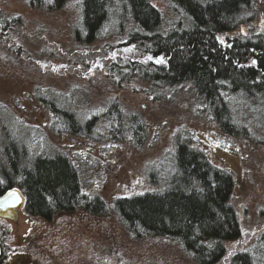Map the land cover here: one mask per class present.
<instances>
[{
    "label": "trees",
    "instance_id": "16d2710c",
    "mask_svg": "<svg viewBox=\"0 0 264 264\" xmlns=\"http://www.w3.org/2000/svg\"><path fill=\"white\" fill-rule=\"evenodd\" d=\"M25 1L52 11L67 0ZM166 1L179 16L170 27L148 0H80L79 19L69 27L76 49L69 62L85 67L92 55L107 56L114 50L115 55L105 61L122 81L138 79L154 93L187 84L224 133L244 138H252L254 131L264 134V34L246 37L239 32L242 23L252 20L251 0ZM12 17L0 15V28L21 23V16ZM114 23L123 38L115 44H97ZM237 29L236 35L229 34ZM43 40L38 55L60 59L64 50L57 55L52 43ZM159 56L163 59L158 63ZM39 99L47 102L54 130L84 136L95 131L98 116L85 117L67 104L72 98L52 93ZM100 116L111 135L125 132L136 143L146 137L143 117L125 112L116 100L105 103ZM15 143L8 139L0 151V194L17 185L25 195L28 214L50 218L75 208L96 215L112 213L131 238L173 240L194 264L218 263L225 253L224 242L240 235L239 216L230 203L232 175L192 145L186 128L174 134L172 148L162 158L170 164L149 167L147 178L154 189L114 198L110 205L81 192L76 169L60 151L29 156L28 149ZM253 247L234 253L229 264H264V237Z\"/></svg>",
    "mask_w": 264,
    "mask_h": 264
},
{
    "label": "rangeland",
    "instance_id": "374dc122",
    "mask_svg": "<svg viewBox=\"0 0 264 264\" xmlns=\"http://www.w3.org/2000/svg\"><path fill=\"white\" fill-rule=\"evenodd\" d=\"M148 1L168 27L176 22L179 16L166 0ZM79 2L67 0L47 11L25 0H0V15L8 20L22 18L18 25L0 28V151L8 139H14L17 148L28 149L29 156L60 151L76 169L81 192L110 205L114 198L154 189L147 178L149 167L170 164L162 158L172 148L174 134L186 128L192 145L233 178L230 203L239 216L241 235L224 242L225 253L216 263L229 264L234 253L248 250L260 235L264 237V134L254 131L252 138H244L224 133L201 109L187 84L154 93L138 79L122 81L105 61L115 55L114 50L107 56L92 55L88 66L74 67L69 62L76 53L69 27L79 19ZM251 2L252 20L244 28L247 33L241 34L246 37L264 34V0ZM220 35L223 40L225 33ZM123 36L114 23L97 44H115ZM43 38L52 43L55 54L64 50L60 59L38 55ZM52 93L72 98L67 104L85 117L97 115L95 131L84 136L54 130L47 102L39 99ZM111 99L125 112L143 117L147 131L141 142L131 141L125 132L116 137L106 128L100 112ZM0 264L194 263L173 240L131 238L112 213L96 215L75 208L45 218L21 208L15 220L0 216Z\"/></svg>",
    "mask_w": 264,
    "mask_h": 264
},
{
    "label": "water",
    "instance_id": "95a60500",
    "mask_svg": "<svg viewBox=\"0 0 264 264\" xmlns=\"http://www.w3.org/2000/svg\"><path fill=\"white\" fill-rule=\"evenodd\" d=\"M160 58V56H159ZM16 194V196H20L18 197V203L15 204V206L11 209H8L7 211H1L0 210V216H4V217H9V218H16L17 214H18V209L20 207L21 204H23V198L22 196L19 194V192L15 189H11L8 190L2 197H0V201H3L5 198L10 197V194Z\"/></svg>",
    "mask_w": 264,
    "mask_h": 264
},
{
    "label": "bare ground",
    "instance_id": "6f19581e",
    "mask_svg": "<svg viewBox=\"0 0 264 264\" xmlns=\"http://www.w3.org/2000/svg\"><path fill=\"white\" fill-rule=\"evenodd\" d=\"M247 25H245V23H242L241 25H240V31L239 32H241V34H242V32L244 33V34H246L247 32H245L246 30H244V28L246 27ZM239 29H237V30H235V31H238ZM235 31H233V32H235ZM233 32H230L229 34H231V35H236V34H232ZM221 36V35H220ZM219 36V37H220ZM58 45V44H57ZM59 46V45H58ZM160 60L161 59H163V57L162 56H160V58H159ZM73 65H74V67H78V68H81L80 66H78V63H72ZM192 143H193V141H192ZM194 146V145H193ZM195 147V146H194ZM240 235H241V232H240ZM240 235L238 236V237H240ZM238 237H236L235 239H237ZM262 238V235H260V237H259V239H261ZM255 245V244H254ZM252 248H254V247H251V248H249L248 250L250 251ZM264 252V251H263Z\"/></svg>",
    "mask_w": 264,
    "mask_h": 264
},
{
    "label": "flooded vegetation",
    "instance_id": "af4514ba",
    "mask_svg": "<svg viewBox=\"0 0 264 264\" xmlns=\"http://www.w3.org/2000/svg\"><path fill=\"white\" fill-rule=\"evenodd\" d=\"M228 46V45H227ZM14 204V201L10 200L5 203H3V206L1 207L2 211H7L11 208V206Z\"/></svg>",
    "mask_w": 264,
    "mask_h": 264
},
{
    "label": "snow or ice",
    "instance_id": "6c2138e0",
    "mask_svg": "<svg viewBox=\"0 0 264 264\" xmlns=\"http://www.w3.org/2000/svg\"><path fill=\"white\" fill-rule=\"evenodd\" d=\"M149 59H151V57H149ZM157 62H162L161 60H157ZM253 63H255V61H253ZM10 195H14V193L10 194Z\"/></svg>",
    "mask_w": 264,
    "mask_h": 264
}]
</instances>
